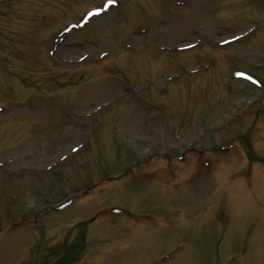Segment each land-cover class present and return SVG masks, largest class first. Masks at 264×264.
Wrapping results in <instances>:
<instances>
[{"label": "rangeland", "instance_id": "1", "mask_svg": "<svg viewBox=\"0 0 264 264\" xmlns=\"http://www.w3.org/2000/svg\"><path fill=\"white\" fill-rule=\"evenodd\" d=\"M0 264H264V0H0Z\"/></svg>", "mask_w": 264, "mask_h": 264}, {"label": "snow or ice", "instance_id": "2", "mask_svg": "<svg viewBox=\"0 0 264 264\" xmlns=\"http://www.w3.org/2000/svg\"><path fill=\"white\" fill-rule=\"evenodd\" d=\"M108 4H111L114 2V0H107ZM99 13H90L89 15H98Z\"/></svg>", "mask_w": 264, "mask_h": 264}, {"label": "bare ground", "instance_id": "3", "mask_svg": "<svg viewBox=\"0 0 264 264\" xmlns=\"http://www.w3.org/2000/svg\"><path fill=\"white\" fill-rule=\"evenodd\" d=\"M136 38H137V37H136ZM186 38H187V37H185V39H186ZM170 45L173 46V45H174V42H171ZM183 45L186 46V45H189V43H184Z\"/></svg>", "mask_w": 264, "mask_h": 264}]
</instances>
